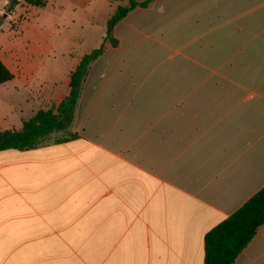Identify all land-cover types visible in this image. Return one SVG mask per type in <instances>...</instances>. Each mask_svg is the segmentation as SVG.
Segmentation results:
<instances>
[{
	"label": "crops",
	"instance_id": "crops-1",
	"mask_svg": "<svg viewBox=\"0 0 264 264\" xmlns=\"http://www.w3.org/2000/svg\"><path fill=\"white\" fill-rule=\"evenodd\" d=\"M138 9L89 68L75 137L0 152V264H205L206 235L264 188V0H222L208 15L215 35L188 58L198 73L106 92L129 64L120 30L140 33ZM86 54L33 116L69 95ZM235 264H264V225Z\"/></svg>",
	"mask_w": 264,
	"mask_h": 264
},
{
	"label": "rangeland",
	"instance_id": "rangeland-1",
	"mask_svg": "<svg viewBox=\"0 0 264 264\" xmlns=\"http://www.w3.org/2000/svg\"><path fill=\"white\" fill-rule=\"evenodd\" d=\"M129 1L48 0L45 7L20 2L9 9L11 0H0V54L11 51L17 61L12 69L15 79L0 86V130L21 129L43 107L38 97L65 91L70 64L95 47L106 33L107 20ZM221 2L155 0L147 9L136 10L132 21L140 33L130 36L120 30L125 44L117 53L128 56L129 64L106 92L158 91L165 84L157 80L198 73L190 59L199 61V47L215 35L207 18ZM35 47L38 66L27 84V53ZM5 57L9 56L5 53ZM131 75L136 76L131 79ZM62 138L66 132L55 133L50 141Z\"/></svg>",
	"mask_w": 264,
	"mask_h": 264
},
{
	"label": "trees",
	"instance_id": "trees-1",
	"mask_svg": "<svg viewBox=\"0 0 264 264\" xmlns=\"http://www.w3.org/2000/svg\"><path fill=\"white\" fill-rule=\"evenodd\" d=\"M48 0H11L9 9L20 2L35 7H45ZM155 0H130L125 7H119L108 20L106 35L101 46L84 55L71 74L69 95L59 104L39 110L24 122L19 130H0V152L7 150H29L47 144L55 133L66 132L62 143L75 137L69 130L75 119V112L81 97L83 82L91 64L105 51L106 45L118 46L114 37L117 24L131 11L148 8ZM15 78L0 58V86ZM264 225V188L251 197L239 210L212 229L205 238V264H235L237 258L248 247Z\"/></svg>",
	"mask_w": 264,
	"mask_h": 264
},
{
	"label": "water",
	"instance_id": "water-1",
	"mask_svg": "<svg viewBox=\"0 0 264 264\" xmlns=\"http://www.w3.org/2000/svg\"><path fill=\"white\" fill-rule=\"evenodd\" d=\"M3 16H5V15H3Z\"/></svg>",
	"mask_w": 264,
	"mask_h": 264
}]
</instances>
